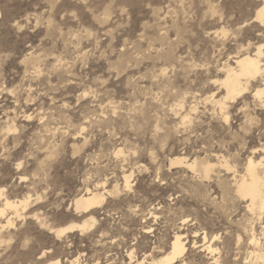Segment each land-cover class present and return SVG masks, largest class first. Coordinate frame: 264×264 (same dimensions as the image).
Here are the masks:
<instances>
[{
  "label": "rangeland",
  "instance_id": "1",
  "mask_svg": "<svg viewBox=\"0 0 264 264\" xmlns=\"http://www.w3.org/2000/svg\"><path fill=\"white\" fill-rule=\"evenodd\" d=\"M262 1L0 0V208L29 200L7 211L0 264H148L177 233L173 264H264V213L235 191L264 160V79L223 110L209 97L225 96L223 63L264 45ZM180 155L208 176L170 164ZM86 189L104 201L75 213Z\"/></svg>",
  "mask_w": 264,
  "mask_h": 264
},
{
  "label": "bare ground",
  "instance_id": "2",
  "mask_svg": "<svg viewBox=\"0 0 264 264\" xmlns=\"http://www.w3.org/2000/svg\"><path fill=\"white\" fill-rule=\"evenodd\" d=\"M261 9H264V0L262 1V3L257 8L256 14H255V20L259 23V26L264 27V12H262ZM0 16H1V12H0ZM262 46H264V45L258 43L257 45H255V47L252 51L246 49L243 52H238L232 58L233 59L232 64H224L223 63V66H220V67H222V71L224 72V77L222 78V80L220 82H221V85L224 87L225 96L223 98H220V99H215L214 95L209 96L212 98L214 103L219 105L220 110L227 108V107L225 108L227 99H234L236 96L238 97L241 93H243L245 90H247L248 85H249L251 80L256 79V77L258 79L259 78L258 76L263 77V79H264V74L257 75L254 79H250L247 74H242L245 72V67L248 65V63L253 62V61L255 62V65L258 66L257 71L264 73V69L262 67V63L264 62L263 61L264 60V51H263ZM261 90H264V89H256V91L254 90L255 91L254 95L256 97H258L257 92H259ZM237 93H239V95H237ZM258 98L260 99V97H258ZM260 102L262 103V105H264V101H262L260 99ZM12 123H14V122H12ZM9 130H13V129L10 128ZM199 159H201V158H199ZM197 160L198 159L188 161L187 159H185L184 157H181V155H180V156L173 157V159H171V161H170V164H182V165L189 167L193 171L198 169L197 167H199V170H201V172L204 174V176L207 177L209 172L212 169V164L201 163V165H198V163L196 162ZM249 161H252L256 165V168L254 169L253 172L249 171V163H248ZM262 164H264V160H262V159L261 160H253V158H250L247 161V164L245 167V173L243 175H241L239 179L235 180V191L240 197L247 199V204H246L247 210H249L252 213H258V214L264 213V177L259 172V170L261 168H264V167H261ZM224 166L227 167L226 163ZM129 178H130V175H128V174L124 175V183H125L124 185L126 188H129V186H130ZM2 195H3L2 190H0V197ZM104 198H105L104 194L101 192L99 193V191H97L96 189L94 191L90 190V189H86V191L84 193L79 194L78 196L75 197V199L73 198L74 200H73V204H72L73 207L72 208H73L75 213H79V214L80 213H86V212L91 211L93 208L100 206L103 203ZM28 201L29 200L27 198L19 199V200H15V199L11 200L9 198H4L3 199V206H2V208H0V217H2V218L5 217L6 221L4 224H1V222H0V227L3 228V227H5V225H12L13 224L12 216L8 217V215H7L8 210H10L12 212V214L20 216V210L24 211L27 208ZM34 216H35V214H34ZM95 223H96V219L94 217H90V221H84L82 223H73V224H69L67 226L57 227L55 229H51V231L54 232L56 237H61L62 235L66 234L68 232H73V231L83 232L89 228H92ZM238 236L240 237V235H238ZM215 237L216 236L214 235L213 238L215 239ZM203 238L206 239V234L203 236ZM248 239H249V243L253 246H257L259 243L258 242L259 239L257 238V236L255 235V233L253 231L249 234ZM201 246L203 247V245H201ZM205 249L208 250L209 252H212V253L215 250V248L212 245V242L205 245ZM184 252H185V245L182 241L181 234L177 233L174 235V237L170 241L168 251H165V253L160 254L159 256H157L155 258H151V261L148 264H173V263L177 262L178 258L181 257ZM255 254H256L255 255L256 258H262V259L264 258V252H259V253H255ZM133 256L134 255H133L132 250L130 252H128V258L130 260L133 258ZM255 257L253 255V258H255ZM49 264H60V263L58 261H54V262H51ZM70 264H78L77 259H75L73 261L71 260ZM252 264H254V263H252Z\"/></svg>",
  "mask_w": 264,
  "mask_h": 264
},
{
  "label": "snow or ice",
  "instance_id": "3",
  "mask_svg": "<svg viewBox=\"0 0 264 264\" xmlns=\"http://www.w3.org/2000/svg\"><path fill=\"white\" fill-rule=\"evenodd\" d=\"M261 11L264 12V9H261ZM257 67L258 66L255 65L254 61L249 62L248 65L245 67V72L242 74H247L250 79H254L257 75L264 74V73L257 71ZM237 95H239V93H237ZM257 96L260 97L262 101H264V90L257 92ZM224 119L225 121H227L228 117L225 116ZM248 163H249V171L253 172L254 169L256 168V165L252 161H249ZM19 166L20 165H17V167ZM261 167H264V164H262Z\"/></svg>",
  "mask_w": 264,
  "mask_h": 264
}]
</instances>
